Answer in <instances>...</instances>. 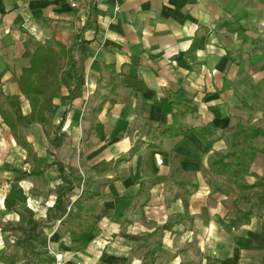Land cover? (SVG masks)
Here are the masks:
<instances>
[{
	"label": "crops",
	"instance_id": "1",
	"mask_svg": "<svg viewBox=\"0 0 264 264\" xmlns=\"http://www.w3.org/2000/svg\"><path fill=\"white\" fill-rule=\"evenodd\" d=\"M92 1L97 26L85 32L90 42L79 54L84 94L69 104L63 87L55 99L48 115L56 125L65 115L68 140L54 148L50 129L32 122L18 79L30 63L26 51L50 38L73 43L85 21L71 0H0V104L27 124L19 131L39 157L43 179L20 181L35 217L46 219L51 206L43 205L40 188L56 200L60 163L109 179L87 201L96 213L108 211L95 232L72 241L60 221L51 249L65 254V264H141L139 235L155 231L157 263L207 264L212 256L223 264H264V214L236 226L234 209L245 195L209 170L215 152L231 150L239 123L264 131V0ZM159 125L178 135L161 136ZM254 142L263 150L251 170L264 176V136ZM112 161L110 171L95 172ZM34 162L0 114V264L22 259L19 247L10 259L13 236L3 227L19 216L4 202L14 169L29 172Z\"/></svg>",
	"mask_w": 264,
	"mask_h": 264
},
{
	"label": "trees",
	"instance_id": "2",
	"mask_svg": "<svg viewBox=\"0 0 264 264\" xmlns=\"http://www.w3.org/2000/svg\"><path fill=\"white\" fill-rule=\"evenodd\" d=\"M96 26V6L93 1H89L86 20L80 27V32L73 39V43L65 44L55 38H50L36 46L33 52H25V56L30 58V63L23 68L18 84L30 103L32 122L43 124L50 129L47 134L54 148H59L63 142L68 140L65 131H63L65 115L56 125L49 117L48 112L53 107L55 99L61 96L64 91L63 87H67L69 90L67 100L69 104L83 96L85 76L81 70L79 54L86 52L90 42L85 37V32ZM0 114L4 122L12 129L17 142L27 150L28 155L35 161L33 169L29 172L19 168L14 169L15 178L11 181V187L4 203L7 210L18 214L19 220H15V217L7 220L3 230L16 238L15 245L23 250V264H55V256L49 248L48 232L58 224V220H61L62 231L69 232L72 241L89 238L108 211L103 209L102 212L96 213L87 204V201L99 197L109 179H103L100 175L95 178L85 177L79 174L74 167L68 166L66 169L60 163L63 183L57 189L54 204L48 207L47 218H36L30 207L19 208L20 204L26 203L28 200L20 181L29 176L43 179L42 168L33 145L19 131L20 127H27V124L17 121L15 116L1 104ZM157 130L161 136L178 135L177 131L172 130L171 125H159ZM190 130L191 128L182 131L183 137H186ZM201 134L208 139V133L201 130ZM261 135L264 136L261 127L256 128L239 123L232 136L231 150L215 152L210 162L209 170L213 174L229 178L232 188L240 196L245 195L243 203L234 209L236 226L249 221L254 215L264 214V176L251 170L257 152L263 150L254 144V141ZM114 163L116 161L102 163L95 168V172L97 174L106 173L113 168ZM254 174L257 180L250 183L247 176ZM83 181L82 194L72 202L70 196L75 187L81 186ZM154 234H156L155 231L139 235L135 253L141 256V264H161L157 263L159 258L157 252L162 250V245L160 240H157L155 244L151 241ZM183 264H200V262L191 261ZM207 264L223 263L216 257L208 256Z\"/></svg>",
	"mask_w": 264,
	"mask_h": 264
},
{
	"label": "built area",
	"instance_id": "3",
	"mask_svg": "<svg viewBox=\"0 0 264 264\" xmlns=\"http://www.w3.org/2000/svg\"><path fill=\"white\" fill-rule=\"evenodd\" d=\"M92 0H71V6L73 9L77 10V13L79 14L81 22H84L86 20V13L88 11V2ZM82 190V186H81ZM29 200V199H28ZM50 205H53V201ZM32 209V205H28ZM34 209V208H33ZM59 221V220H58ZM61 221V220H60ZM60 221L58 224H60ZM55 230H51L48 233H54ZM2 236V227L0 226V237ZM51 252L55 256V264H63L65 260V254L61 251H53L51 247L49 246Z\"/></svg>",
	"mask_w": 264,
	"mask_h": 264
},
{
	"label": "rangeland",
	"instance_id": "4",
	"mask_svg": "<svg viewBox=\"0 0 264 264\" xmlns=\"http://www.w3.org/2000/svg\"><path fill=\"white\" fill-rule=\"evenodd\" d=\"M43 129V131L45 132L46 130L44 129V128H41V130ZM45 137H47V136H45ZM27 168L29 167H31L30 166V164H28V165H25ZM40 191H41V193H43V195L45 196L46 195V197H45V200H44V203H43V205H45V207L46 206H48V205H50L51 204V202L53 201V195H50L49 196V192H47V191H45V190H41V188H40ZM31 196V195H30ZM29 199V198H28ZM30 200V199H29ZM29 200L27 201V203H28V205H32V204H30V202H29ZM33 206V205H32ZM33 207H35V206H33ZM40 210H38L37 211V214L38 215H40ZM13 215V214H12ZM13 236V235H12ZM52 236H54V233H48V237L50 238L49 240H50V242L52 243ZM14 237V236H13ZM13 237H10V259H12L13 258V256H12V253L14 252V251H16L18 248H17V246L15 245V243H14V239H15V237L13 238ZM14 259L15 260H10V264H23V260L20 258L19 260L17 259V258H15L14 257ZM63 264H65V262L63 263Z\"/></svg>",
	"mask_w": 264,
	"mask_h": 264
}]
</instances>
